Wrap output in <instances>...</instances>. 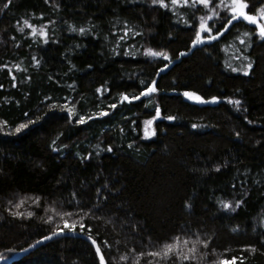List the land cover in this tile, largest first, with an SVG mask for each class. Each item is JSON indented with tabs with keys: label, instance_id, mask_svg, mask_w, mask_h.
I'll return each instance as SVG.
<instances>
[{
	"label": "trees",
	"instance_id": "1",
	"mask_svg": "<svg viewBox=\"0 0 264 264\" xmlns=\"http://www.w3.org/2000/svg\"><path fill=\"white\" fill-rule=\"evenodd\" d=\"M246 2L255 13L264 0ZM5 3L0 0V254L28 248L67 219L77 223L75 232L86 225L83 233L96 239L107 264H181L175 256L148 255L177 236L197 250L183 264L234 256L235 264H264V40L255 26L240 18L218 40L194 49L199 17L212 14L203 5L197 12L170 0L167 9L152 0ZM217 10L212 34L230 18ZM25 21L44 26L48 43L32 36ZM149 47L169 58L147 55ZM241 52L249 57L243 63H253L247 76L228 67L241 66L235 59ZM153 80L156 93L121 101V94L139 95ZM183 91L221 99L193 103ZM157 107L156 135L145 138L143 122ZM100 111L108 115L97 117ZM80 116L93 119L78 124ZM221 200L243 203L233 212ZM192 246L180 245L185 254ZM98 259L88 240L61 236L10 264Z\"/></svg>",
	"mask_w": 264,
	"mask_h": 264
},
{
	"label": "snow or ice",
	"instance_id": "2",
	"mask_svg": "<svg viewBox=\"0 0 264 264\" xmlns=\"http://www.w3.org/2000/svg\"><path fill=\"white\" fill-rule=\"evenodd\" d=\"M171 5L174 6H188V7H192L195 8V11H200V8L197 7L198 5H203L205 9H207L209 12H211V15H203L199 17V24H198V28L194 27V31H195V38L191 41V44L193 46V48L195 49L196 46L198 45H203L204 41H215L218 40L220 38V36L223 35V33L225 31H227V27L229 25H232L233 21H236L240 18L243 19V21H246L248 24L250 25H254L255 29H256V34L258 35L259 39L264 40V3H261V5L257 8L255 13H252L249 10V4L246 2V0H230V2H226V0H219V5H213L212 0H170ZM11 3V0H8V3L4 4V8H8L9 4ZM152 3L154 5L158 4L160 5V7L167 9L169 7V5L167 3H165V0H152ZM218 8H223L227 13H230V18L227 19V24L224 26L223 30L221 29H216L215 34L213 33V28L209 26V22L213 21L214 17H219L220 16V12L217 10ZM25 24H28V21H25ZM29 28H33V26L31 24H28ZM20 31H23V29H20ZM69 31H76L75 28H70ZM79 32L81 34L85 33V29L83 27L79 28ZM41 37L44 38V43L47 44L48 43V33L46 31H41L38 33ZM32 35H37L36 30L33 28L32 31ZM128 35V30L125 29L124 30V35L120 36V40H124L125 37ZM246 36L251 37V33H245ZM240 43L243 45L245 44L244 40H240ZM77 48L80 47V45H76ZM145 53L147 55H151V56H155V57H165V59H168L169 57L166 56L165 53L160 52V51H153L152 48H146L145 49ZM125 55H128V52L124 53ZM188 53L185 52H181L180 56L183 57L185 55H187ZM32 59L36 62L37 65H39L40 61L36 59V57H32ZM235 59L240 60L241 61V66L240 67H233L231 64L228 65V67L231 69V71L233 72H241L243 75L247 76L250 74L251 70L253 69V63L249 62V63H243V61H246L249 59L248 56H245L243 52L240 53L239 56L235 57ZM74 67V65H73ZM89 67H92L91 65H89ZM165 68L168 67L167 64L164 65ZM13 79H15V77H13ZM0 87H2V85H0ZM99 91V89H98ZM157 92V88H156V81L153 80L151 82V84H147L144 87V90L142 92H140L139 95H133L131 97H129L127 94H121V101H131V100H139L141 97H145V96H149L153 93ZM182 96L184 98H186L188 101H191L193 103H217L220 101V97L218 96H212L209 99H206L204 96L198 94L195 91H183L182 92ZM228 102L234 105L239 106L241 104V101L239 99H231L228 98ZM111 107L113 109H115L117 107L116 104H112ZM69 116L73 115V111L71 108L67 109ZM27 115V114H26ZM97 117L99 116H106L108 115L107 112L105 111H100L97 112L95 114ZM161 115L160 113V109L159 107H157L155 109V116L151 119H147L145 120L144 123V129H143V133H144V137L145 138H149L152 136L156 135L155 130L152 128V125L154 123V120H156L157 118H159ZM93 119V117H84V116H80L78 120H76V123L78 124H84L86 122V120H90ZM168 120H173L174 117L172 116H168L167 117ZM34 123V121H29V123H20L18 127L15 128V132L16 133H20L23 129H26L29 127V124ZM193 128L197 127L196 124L192 125ZM237 136L240 135L239 132L236 133ZM55 143V142H53ZM108 151H112L111 146L108 147ZM217 172L220 171V167L217 166L215 169ZM205 171H207V169H205ZM233 187H235V185H233ZM23 203V201H21V204ZM243 203L242 200H237L235 207H233L231 202L228 201H220L221 206L223 207V209H231L233 212L236 211V209H238L241 204ZM20 205H17V207H19ZM190 207V205H189ZM98 210V209H97ZM9 212H11L12 216H22L23 214L20 212H12L11 209H9ZM72 213H65V215H71ZM34 213L29 212L28 216L31 217L33 216ZM81 221H83V217L81 218ZM79 230L81 233H83L85 231L86 225L83 222H80L79 225ZM68 229L71 231H75L77 229V223L75 221L73 222H69V220L65 219L63 221V228H57L55 232H52L51 235L49 236H44L42 238L41 241H38L37 243L39 244L42 241H46L48 239H51L53 236H57V235H62L64 233V230ZM92 245L95 246V254L98 256V264H106L105 261V256L104 254L101 252V247L100 245L97 243L96 239H94L91 235H87L86 237ZM105 243H107L105 241ZM190 243H192V247L188 248L187 254H185L182 250L180 245L183 244L185 246L189 245ZM201 243H203L204 247L207 248L208 246V241H201ZM29 247H33L32 245H30ZM248 248H251L252 251H255V247L254 246H247ZM196 247H195V242L191 241L189 238L185 237L183 240H181L180 236H177L175 238V241L173 243H166L163 245V251H153L148 253V255L152 256V257H160L162 259H171L173 256L177 257L180 259L181 264H183V261H191L193 259H196ZM141 256L144 255V253H140ZM121 259H124V257H121ZM241 260L244 259V257H240ZM237 260V257H232L231 261L228 260H221L218 262V264H235V261ZM0 262H4V264H7V257H5L4 255L0 254ZM149 264H152L151 261H149Z\"/></svg>",
	"mask_w": 264,
	"mask_h": 264
},
{
	"label": "water",
	"instance_id": "3",
	"mask_svg": "<svg viewBox=\"0 0 264 264\" xmlns=\"http://www.w3.org/2000/svg\"><path fill=\"white\" fill-rule=\"evenodd\" d=\"M51 235V234H50ZM49 236V235H48ZM61 236H73V237H81V238H84L86 240H88L86 237L87 235L84 234V233H80V232H75V231H64V233L62 235H57V236H53L51 239H48L46 241H42L40 242L39 244L36 242L34 243L32 246L33 247H28L26 249H23L21 251H18L16 253H14L13 255L11 256H5L7 257V264H10L24 256H26L27 254H29L31 251H33L36 247L40 246L41 244L47 242V241H50L52 239H55V238H58V237H61ZM42 239H40L39 241H41ZM89 241V240H88ZM90 242V241H89ZM91 243V242H90ZM94 246V245H93ZM95 248V246H94ZM102 252V251H101ZM106 261V260H105ZM0 264H4V262H0ZM107 264V262H106Z\"/></svg>",
	"mask_w": 264,
	"mask_h": 264
},
{
	"label": "rangeland",
	"instance_id": "4",
	"mask_svg": "<svg viewBox=\"0 0 264 264\" xmlns=\"http://www.w3.org/2000/svg\"><path fill=\"white\" fill-rule=\"evenodd\" d=\"M30 24V23H28ZM28 24H25V27H27L30 31H31V35H32V31H33V28L36 30L37 32V35H35V37H41L38 33L41 32V31H46V28L44 26H41V27H36V26H33V28H29L28 27ZM47 32V31H46ZM34 36V35H32ZM43 38V37H42Z\"/></svg>",
	"mask_w": 264,
	"mask_h": 264
}]
</instances>
